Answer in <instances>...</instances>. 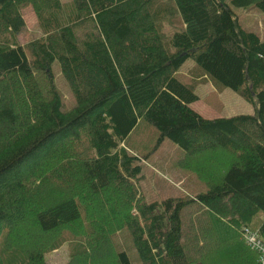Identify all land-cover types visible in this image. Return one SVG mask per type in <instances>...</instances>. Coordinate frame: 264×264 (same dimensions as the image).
<instances>
[{
	"label": "trees",
	"instance_id": "obj_1",
	"mask_svg": "<svg viewBox=\"0 0 264 264\" xmlns=\"http://www.w3.org/2000/svg\"><path fill=\"white\" fill-rule=\"evenodd\" d=\"M26 1L43 35L21 45ZM231 3L264 12V0ZM175 10L184 29L172 52L160 21ZM188 58L255 114L194 110L197 95L176 77ZM144 120L207 190L146 200L128 145ZM246 226L264 241V40L226 0H0V264H47L68 236L85 247L65 264H258Z\"/></svg>",
	"mask_w": 264,
	"mask_h": 264
},
{
	"label": "rangeland",
	"instance_id": "obj_2",
	"mask_svg": "<svg viewBox=\"0 0 264 264\" xmlns=\"http://www.w3.org/2000/svg\"><path fill=\"white\" fill-rule=\"evenodd\" d=\"M61 2L68 4L70 0H61ZM160 2H167V0H160ZM226 3L235 12L243 28L255 32L261 40H264V12L255 6L235 7L231 0H226ZM20 12L24 25L16 34V39L21 45H26L29 41L41 37L43 33L29 1L21 6ZM183 29L184 23L177 10L160 21L162 40L170 51H174L170 45L171 37L175 32ZM51 70L54 84L61 97L62 109L69 111L76 105L75 98L57 62L51 65ZM176 77L195 92L197 99L190 106L206 118L255 114V107L251 102L213 79L192 58L185 60L176 71ZM158 138L159 131L144 120L128 140V145L133 152L140 156L136 160V164L142 166L138 184L146 200L152 202L169 197L195 195L207 190V185L195 173L181 165L180 161L185 156V151L170 139H165L159 145ZM252 228L257 229L253 226ZM63 233H65L64 230H60L50 235L49 244L60 238ZM65 239L59 249L45 254L47 264H65L71 258L72 252L85 247V241L79 237L68 236Z\"/></svg>",
	"mask_w": 264,
	"mask_h": 264
},
{
	"label": "built area",
	"instance_id": "obj_3",
	"mask_svg": "<svg viewBox=\"0 0 264 264\" xmlns=\"http://www.w3.org/2000/svg\"><path fill=\"white\" fill-rule=\"evenodd\" d=\"M243 238L246 244L259 254L258 264H264V241L259 230L246 226L243 230Z\"/></svg>",
	"mask_w": 264,
	"mask_h": 264
}]
</instances>
